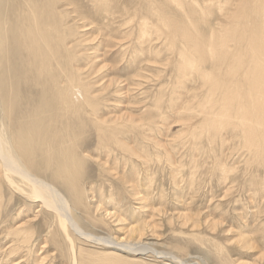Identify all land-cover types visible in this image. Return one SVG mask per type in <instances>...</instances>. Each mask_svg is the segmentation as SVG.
Segmentation results:
<instances>
[{"label":"bare ground","instance_id":"6f19581e","mask_svg":"<svg viewBox=\"0 0 264 264\" xmlns=\"http://www.w3.org/2000/svg\"><path fill=\"white\" fill-rule=\"evenodd\" d=\"M89 1L94 2L93 10L104 21L117 14L124 17L119 21L135 23L138 43L150 45L155 36H164L166 42L176 45L179 81L197 77L201 95L208 99L191 106L203 116L202 127L210 129L212 125L213 136L224 130L239 132L245 146L264 165V97L260 96L264 90V0H131L135 6L117 11L109 0ZM86 17L73 0H0V187L6 185L12 196L20 195L28 206L23 212L17 211V221L26 220L12 232L22 242L29 240L36 228L27 219L33 221L47 210L50 216H46L43 232L58 226L72 264L79 253L84 255L74 243V235L110 249L105 253L111 259L125 260L117 252H122V247L132 256L152 250L159 259L185 264L183 258L181 261L170 252L149 247L152 242L142 244L144 238L130 244L112 240L111 235L103 239L82 230L81 222L89 221L88 216L90 227H94L91 221L107 224L103 219L107 216L115 224L124 220L116 212L100 211L94 200V185L80 182L86 161L92 160L99 177H111L130 194H138V163L134 159L140 162L145 147L139 142L137 148L134 139L123 138L137 130L140 140L145 139L141 132L148 128L147 123H139L138 117L104 113L106 99L100 92L116 79L109 78L106 87L100 89L97 83L103 81V74L87 78L91 72L98 75L102 66L88 64L90 55L79 53L77 26L68 25V20L78 25ZM227 98L233 100L228 103ZM233 103H238L237 117L229 115ZM163 114L159 111L157 116L164 118ZM250 133H254L253 139H248ZM86 142L89 148L81 150ZM131 148L139 149L141 155ZM146 187L140 199L147 200ZM144 225L138 228L144 229ZM43 237L47 239L48 235ZM200 260L207 264L203 257Z\"/></svg>","mask_w":264,"mask_h":264},{"label":"rangeland","instance_id":"374dc122","mask_svg":"<svg viewBox=\"0 0 264 264\" xmlns=\"http://www.w3.org/2000/svg\"><path fill=\"white\" fill-rule=\"evenodd\" d=\"M73 1L87 14L86 19L77 22L78 25L68 20V25L77 26L76 41L81 40L77 42L79 53L90 55L88 64L96 63L97 68L102 66L98 75L91 72L87 78L96 79L103 74L104 82L99 79L97 83L100 89L106 87L109 78L116 79L111 87L100 92L101 98L106 99L103 106L108 109L102 106L104 113H126L138 117L140 124L148 125L141 132L145 139L140 140L137 130L130 133L129 138H123L134 139L132 142L137 148L139 142L145 147L146 159L145 156L140 162L134 159L138 163L139 195L130 194L111 177H99L92 160L86 161L80 182L94 185L92 191L97 193H94V200L100 211L116 212L124 220L115 224L107 216V219L103 218L107 224L91 221L94 227H90L88 216L89 221L81 222L82 230L103 239L111 235L112 240L130 244L144 238L142 244L152 242L149 247L161 253L170 252L181 261L183 258L185 264H204L201 257L207 264H264V165L258 155L245 146L239 132L224 130L213 136L211 124L210 129L202 127L203 116L191 106L208 99L201 95L202 86L197 77L179 81L176 45L166 42L164 36H155L150 45L147 42L140 44L136 41L138 29L135 23L119 21L124 17L117 14L104 21L103 16L93 10L94 2ZM130 1L109 0L115 11L122 7L131 9L135 2ZM106 23L107 27L103 26ZM126 33L127 36H122ZM238 59L242 60V56ZM85 72L86 69L82 71ZM241 89L245 92L246 85L243 84ZM260 96L264 97V90ZM232 100L226 99L228 103ZM237 106L238 103L231 105L229 115L232 117L239 115ZM159 111L167 115L160 118L157 116ZM252 136L255 137L254 133L247 137L253 139ZM81 146V150L89 148L87 142ZM131 149L141 155L139 149ZM144 187L149 191L147 200L140 199ZM0 188L3 195L0 199V264H16V261L18 264H72L58 226L43 232L46 216L47 219L50 216L47 210L33 221V218L27 219L36 228L29 240L22 242V238L14 235L12 230L26 220L17 221L20 219L15 215L28 206L20 195L12 196L6 185ZM86 203L92 202L86 200ZM14 222L17 224L13 226ZM143 223L144 229H139ZM44 234L48 235L47 239ZM72 238L88 258L86 260L79 253L73 264H182L159 259L152 250L132 256L131 251L122 247V252H117L125 260L111 259L105 253L110 249L81 241L77 235Z\"/></svg>","mask_w":264,"mask_h":264}]
</instances>
